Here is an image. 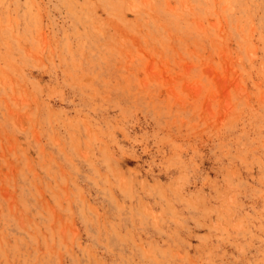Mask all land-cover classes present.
<instances>
[{
  "label": "rangeland",
  "instance_id": "obj_1",
  "mask_svg": "<svg viewBox=\"0 0 264 264\" xmlns=\"http://www.w3.org/2000/svg\"><path fill=\"white\" fill-rule=\"evenodd\" d=\"M0 264H264V0H0Z\"/></svg>",
  "mask_w": 264,
  "mask_h": 264
}]
</instances>
